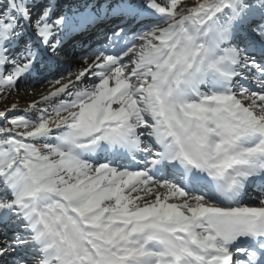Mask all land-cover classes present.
<instances>
[{
	"label": "snow or ice",
	"instance_id": "snow-or-ice-1",
	"mask_svg": "<svg viewBox=\"0 0 264 264\" xmlns=\"http://www.w3.org/2000/svg\"><path fill=\"white\" fill-rule=\"evenodd\" d=\"M28 81L0 264H264V0H0V96Z\"/></svg>",
	"mask_w": 264,
	"mask_h": 264
},
{
	"label": "bare ground",
	"instance_id": "bare-ground-1",
	"mask_svg": "<svg viewBox=\"0 0 264 264\" xmlns=\"http://www.w3.org/2000/svg\"><path fill=\"white\" fill-rule=\"evenodd\" d=\"M83 0H62V3H64L65 7H67L69 4H80L82 3ZM113 21L112 20H107V21H104V22H101L95 29H90L88 32L86 33H83V34H79V33H76V34H71L69 35V37H67V45H68V49L72 46H77L78 44H80L81 42L83 43V45H86L85 43V39L87 37L88 40L90 41H93L94 39L98 38L99 36H101V33H105L107 31V29L111 26H113ZM81 48V47H80ZM70 51V50H69ZM64 60H68V58H63ZM69 59H72L73 61L75 60L74 58H69ZM29 82V81H28ZM28 82H26L25 84H27ZM24 83V82H21V84ZM37 82L31 84V86H35V88H29V90H33L34 94H39V93H42L44 91V88H45V85H40V86H37V85H34L36 84ZM30 96L28 94H26L25 92H22L21 95H19L16 100L18 101H23V100H26V98ZM18 103V102H17Z\"/></svg>",
	"mask_w": 264,
	"mask_h": 264
},
{
	"label": "rangeland",
	"instance_id": "rangeland-1",
	"mask_svg": "<svg viewBox=\"0 0 264 264\" xmlns=\"http://www.w3.org/2000/svg\"><path fill=\"white\" fill-rule=\"evenodd\" d=\"M37 86H42L44 85L43 83L37 82L36 84ZM29 88H35V86H24V85H19V91H13L11 95H8L6 98H4L3 96H0V110H5L6 108L10 107V105L13 102H18V104L20 105V108L23 109L28 103H30L32 100L38 99L39 98V94H34L33 90H29ZM22 92H25L26 94L30 95L26 98V100L23 101H18L16 100V98L22 94Z\"/></svg>",
	"mask_w": 264,
	"mask_h": 264
}]
</instances>
